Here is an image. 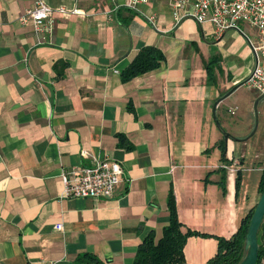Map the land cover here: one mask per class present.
I'll return each mask as SVG.
<instances>
[{"label": "crops", "instance_id": "1", "mask_svg": "<svg viewBox=\"0 0 264 264\" xmlns=\"http://www.w3.org/2000/svg\"><path fill=\"white\" fill-rule=\"evenodd\" d=\"M35 1L54 11L43 39L20 22ZM141 12L111 0H0V264H132L148 235L162 237L170 190L184 230L226 240L255 200L262 169L251 168L255 152L245 161L261 93L246 85L255 61L245 38L176 24L166 0ZM146 47L164 61L124 82ZM95 160L123 170L113 197L63 198L62 173ZM223 167L242 174L236 197ZM216 251L213 238L192 237L184 261L206 264Z\"/></svg>", "mask_w": 264, "mask_h": 264}, {"label": "built area", "instance_id": "2", "mask_svg": "<svg viewBox=\"0 0 264 264\" xmlns=\"http://www.w3.org/2000/svg\"><path fill=\"white\" fill-rule=\"evenodd\" d=\"M152 0H111L114 9H125L142 15L141 8ZM177 23L191 20L195 24L210 25L216 36L234 31L243 35L253 55L255 65L246 85L258 93L264 92V0H166ZM53 10L41 1H35L21 17V23H30L36 36L43 39L54 29ZM65 14L63 10L58 11ZM77 12H73L76 14ZM150 24L152 18L147 17ZM255 33L249 37L244 30ZM231 174L234 169L223 167ZM123 170L119 163L109 160L91 161L88 166L75 167L63 172V198L110 200L122 181ZM60 231L61 227H55Z\"/></svg>", "mask_w": 264, "mask_h": 264}, {"label": "trees", "instance_id": "3", "mask_svg": "<svg viewBox=\"0 0 264 264\" xmlns=\"http://www.w3.org/2000/svg\"><path fill=\"white\" fill-rule=\"evenodd\" d=\"M164 61L162 54L152 48L146 47L139 51L133 62L121 74L124 82L142 76L153 70H156L161 62ZM208 69V68H206ZM223 142L220 143L221 161L225 163V154ZM243 159L239 160L242 164ZM241 172L236 171L234 179L235 197L239 193L241 186ZM222 195L226 194L224 181L220 184ZM264 191V169L261 171L260 179L257 185V193L261 195ZM256 206V205H255ZM252 207L240 221L236 232L229 238L223 239L199 234L194 231L184 230L178 220L176 204L173 192L170 190L166 209L168 212L167 225L162 231V237L158 242L154 241L152 234L148 235L138 246L135 258L132 264H185L183 248L186 241L192 237L213 238L217 242V251L215 256L206 264H239L244 258V241L249 227L251 217L254 212ZM258 255L256 264H264V218L257 234ZM75 264H100L97 259L90 255H81L77 258Z\"/></svg>", "mask_w": 264, "mask_h": 264}, {"label": "water", "instance_id": "4", "mask_svg": "<svg viewBox=\"0 0 264 264\" xmlns=\"http://www.w3.org/2000/svg\"><path fill=\"white\" fill-rule=\"evenodd\" d=\"M239 86H236L232 88L229 93L224 96L220 101L226 99L229 95H231ZM264 99V92L261 93L253 102L252 110H253V116H254V123H253V128L248 136L247 139L252 137L256 129L258 127V104L261 100ZM218 102L215 103L213 107V114L215 112V108L217 106ZM216 126L220 128V125L218 122H216ZM223 139L224 141L230 140L237 142L236 139H234L232 136H230L227 133L223 132ZM246 139V140H247ZM264 218V191L259 197V200L254 208L253 215L251 217L249 227L245 236V241H244V250H245V255L244 258L241 260L239 264H256L257 261V255H258V244H257V234L259 231V228L261 226V223ZM186 264V263H185Z\"/></svg>", "mask_w": 264, "mask_h": 264}, {"label": "rangeland", "instance_id": "5", "mask_svg": "<svg viewBox=\"0 0 264 264\" xmlns=\"http://www.w3.org/2000/svg\"><path fill=\"white\" fill-rule=\"evenodd\" d=\"M252 131V129H251ZM251 131H249L248 135H250ZM247 138V137H246ZM254 152L256 153V158L253 159L252 162V169H256V168H261L262 170L264 169V99L260 102V104L258 105V128L257 131L255 132V134L250 137L249 142H248V147H247V158L245 163L248 164L250 162V157L254 155ZM252 154V155H251ZM237 171V170H235ZM245 175H249L251 180H253L254 178H256L257 174L255 172L249 173V174H245ZM253 187L251 186L250 188H248V192L253 191ZM255 200H253L252 204L247 208V212L254 207L258 200L260 195H258V193H255ZM247 212L245 213V215L247 214Z\"/></svg>", "mask_w": 264, "mask_h": 264}]
</instances>
